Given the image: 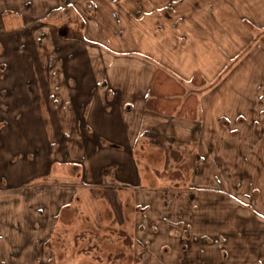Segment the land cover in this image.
I'll use <instances>...</instances> for the list:
<instances>
[{"label":"crops","instance_id":"0c3cea01","mask_svg":"<svg viewBox=\"0 0 264 264\" xmlns=\"http://www.w3.org/2000/svg\"><path fill=\"white\" fill-rule=\"evenodd\" d=\"M85 1L60 0L51 12ZM205 1V9L209 7L216 17H176V9L171 7L170 23L162 26L161 20L151 18L148 28L154 27L155 34L145 38L119 36L120 24L107 21L105 25L114 24L116 30L107 31L97 24L94 40L101 47L89 48L87 55L76 53L73 46L63 50L58 44L57 69L72 80L56 85L55 132L50 134L48 128L32 134L26 125V131L12 130L17 122H29L34 108L30 110L28 99L32 97L26 93L25 82L11 83L10 69L0 63L6 69L0 80V124L6 123L0 129V264H69L64 260L74 249L75 264H102L106 258L102 254L112 258V248L101 250L109 242L95 241L102 229L96 223V205L93 218L87 219L89 225L79 233L74 230L81 208L90 199L108 203L104 197L107 187L113 188L123 205L124 223L127 214L134 217L133 232L121 230L131 239L125 264H264V109L256 112L260 102L264 106V0ZM1 7L5 5L0 4L3 24L7 20L2 13L7 9ZM186 11L192 13L190 8ZM95 12L90 23L98 16L106 17L98 7ZM14 21L8 19V23ZM5 33L0 31V40L10 41L13 34ZM107 38L123 42L114 46L125 53L108 49ZM133 40L139 44L132 45ZM191 58L194 64L199 62L196 67L188 65ZM84 61L86 66H81ZM116 61H122V66H116ZM25 67L18 71L26 73ZM157 69L173 75L189 94L194 93L188 91L187 83H193L195 75L203 78L205 83L195 93L197 121L147 112L145 103ZM213 71L217 75L210 79L208 74ZM67 104L80 111L76 108L77 114H69ZM43 117V125L51 127L49 116ZM35 134L55 136L42 147H56V157L39 175L51 178L41 189L17 195L14 188L26 181L6 173L22 164L30 169L28 161L18 158L24 153L33 160L35 155L33 144L26 139L23 153L18 152L15 137H22L21 143ZM148 134L171 138L168 147L179 151L196 141L197 172L189 190L158 188L159 181L168 178L157 174L146 184L139 177L128 179L126 170L138 168L139 147L161 148ZM94 145L98 153L101 145L107 150L103 160L98 157L99 163L119 170L110 182H103L99 172L90 180L55 174L54 167L76 165L74 153ZM120 170L127 179L118 177ZM94 185H100V190L96 192ZM108 206L112 213L109 225L119 226L113 224L114 213ZM71 229L74 234L68 236ZM94 251L100 253L95 256Z\"/></svg>","mask_w":264,"mask_h":264},{"label":"rangeland","instance_id":"374dc122","mask_svg":"<svg viewBox=\"0 0 264 264\" xmlns=\"http://www.w3.org/2000/svg\"><path fill=\"white\" fill-rule=\"evenodd\" d=\"M11 1H14L11 3ZM0 0V4H4L5 7H1L3 9H7V12H3L6 22L3 21V24L0 23V31L7 32L5 34L12 33V37L10 41L4 42V40H0V63L8 66L10 69L8 71V79L10 82L14 84L25 82L26 92L28 96L32 97L29 102L30 110L34 108L33 114H31L26 122H17L18 125H12L11 128L13 131L17 133V130H25L26 127L31 129L32 134L36 132H40L48 128V133L55 132V107H56V85L61 83L62 81H70L72 78L66 73L63 77L61 76L59 70L56 66V52L57 45H60V48L65 50L67 47L70 49L72 46L76 53L82 52L87 55L90 51L89 48L97 47L100 48L99 44L94 40L96 39V32L98 30L97 24H99L100 28H106L107 31L114 32L116 30V26L113 25H105L108 21L109 23H118L122 27V30L119 31V36L124 37H138L145 38L148 34H155L154 27L152 29L148 28V22L151 18L154 17L155 20H161L162 26H167L170 23L172 12L171 7L174 10L176 9V17H184V16H204L208 18L216 17L214 11H212L209 7H206L205 0H86L81 5L74 7L75 5L68 3L67 6L63 9H60L58 12L53 9L51 12V8H55V6L59 3L60 0ZM64 1H72V0H64ZM78 2V1H77ZM215 3V0H213ZM181 4H184L179 8ZM100 9L101 14H105L106 17L98 16L96 21L91 20L95 18L96 8ZM123 7V8H122ZM199 7L203 10H199ZM50 8V9H49ZM192 9V13L186 11L187 9ZM122 9V10H120ZM125 9V10H124ZM205 9V10H204ZM15 11L16 13H14ZM80 11V12H78ZM203 11V13H201ZM48 12V13H47ZM74 15V17L72 16ZM72 16V17H71ZM58 17H60L59 20ZM11 18V22L13 18L15 21L11 24L8 23V19ZM157 18V19H156ZM160 18V19H159ZM100 21V22H99ZM14 29V31H12ZM89 31L91 34H88ZM171 31H167L169 34ZM124 33V34H123ZM180 31L177 32V35H180ZM88 34V35H87ZM103 36V35H102ZM132 45L139 44L135 40H133ZM109 45L108 49L113 51H125L121 50L120 47H115L114 43L122 44L120 41H111L107 38V42ZM127 45V42H124ZM71 44V45H69ZM128 44H130L128 42ZM114 46V47H113ZM102 47L105 48V45ZM135 48V47H133ZM5 51H7L5 53ZM108 51V50H106ZM65 52V51H64ZM110 52V51H108ZM137 53V52H132ZM122 62V61H121ZM119 61H116V66L121 67L122 64ZM188 65H192L196 67L199 62L196 64L193 63V59H187ZM89 63V58L88 62ZM101 63V62H100ZM127 64V62H123ZM95 66L99 63L97 61L94 62ZM86 66V62H82L81 66ZM26 66V67H25ZM19 67H25L27 69L26 73L19 72ZM5 68H0V80L5 78L3 72ZM209 78L214 79L216 77V72H209ZM70 78H69V77ZM183 77V76H182ZM32 87V88H31ZM187 89L190 93H198V88L193 85V83H187ZM69 110V114L75 113L77 114L80 110L76 106H72L71 104H67L65 107ZM78 112H77V109ZM264 106L257 107L256 112H262ZM42 110L40 113L39 111ZM72 110V111H71ZM32 111V110H31ZM44 114L49 116L48 124L51 127L44 126L43 123H46L44 119ZM13 122L10 120V123ZM19 126V127H18ZM6 128V123L0 124V129ZM40 136L39 134H35L29 136L27 138H23L21 143L18 142L22 137H18L16 135L15 140H17V151L23 153L25 149L24 140H29L32 146V154L34 153L35 158L32 160L29 156L22 154V157H19V160H25L30 164V169L26 168L23 164L20 167H15L14 169H10L9 173L6 176L10 178L15 174L16 177H20L23 181L20 185H17L14 188V192L18 195L19 193H27L36 189H41L42 183L47 182L48 178H51V175L47 178H39V175L42 172L47 171V167L49 165V161L52 157H56L55 153L56 147L44 148L43 144L49 145V142L55 140V136ZM48 141V142H47ZM169 145L166 143L164 147H168ZM144 150H141L139 147L138 156V168L128 169L126 170V176L128 179H135V177H139L146 184L147 179L150 177H156V171H162L164 169L165 162V152L164 147L157 149L146 144L143 146ZM197 143L193 140V142L187 147L181 149L182 153H184V158L180 157V163L175 161L174 159H169L168 170H180L183 174L182 181L176 184H173L168 179L167 181H159V184L156 187L160 188H170V189H190L191 182L196 174V162L195 159L198 160L197 157ZM46 149V150H45ZM100 153H98L99 148L94 145V147L85 148L82 152H75L74 156L76 159V165L65 164L64 166H56L54 167V171L56 175L65 176H79L83 178L86 176L89 180L95 177V173L99 172L100 177H102L103 182H110L109 179L112 177H116L118 173V168L115 166L111 167L109 163H99L98 157H101L102 160L108 155L105 151V147L101 145ZM141 150V151H140ZM39 151V153H38ZM76 151V150H75ZM142 151H144L142 153ZM65 154V153H64ZM62 154V155H64ZM136 156V153H134ZM66 157V155H64ZM59 158V156H58ZM93 158V159H92ZM148 158L151 159L148 160ZM54 161V160H53ZM177 162V163H176ZM178 164V165H177ZM95 165L98 167L96 170H91V166ZM105 165V166H104ZM171 168V169H169ZM202 173V171H201ZM125 173L120 170L118 177L126 178ZM204 176H207L204 171ZM216 173L213 174V177H216ZM208 177V176H207ZM127 179V178H126ZM83 189L85 187H81ZM94 188L100 190V185H94ZM82 195L85 194L82 191ZM100 192V191H99ZM254 195L251 197L253 198ZM86 203V202H84ZM87 206L81 208V213H79V218L75 225V232L78 233L86 228L89 225L87 219L93 218L95 210L94 205L97 206L96 211V223L102 227L101 236L98 237V240L95 241H107L108 246L102 247V251H106L112 248V258L107 259V254H102L105 256V260L102 261V264H125L127 261L126 256L129 255V247L127 244L123 243L124 240L121 239L119 232L121 230H125L128 233L133 232L134 226V217L133 215L127 214L126 220L123 226L119 225L116 227H111L109 225L110 217H112V213L109 209L108 203L103 199L93 200L90 199ZM117 225V224H114ZM74 230L71 229V234H67L68 236H73ZM111 230V231H110ZM86 237V236H85ZM84 247V246H83ZM71 251V249L69 248ZM75 249L72 253L65 259L69 264L77 263V256L75 255ZM95 252V251H94ZM100 252H95V256ZM131 254V251H130ZM73 256V257H71ZM115 256V257H114ZM121 256V257H120ZM94 256L92 255L91 258ZM86 260V259H85ZM59 263V262H58ZM53 264H57L56 261ZM63 264V263H61Z\"/></svg>","mask_w":264,"mask_h":264},{"label":"trees","instance_id":"16d2710c","mask_svg":"<svg viewBox=\"0 0 264 264\" xmlns=\"http://www.w3.org/2000/svg\"><path fill=\"white\" fill-rule=\"evenodd\" d=\"M72 17V16H71ZM264 45V38L262 39ZM205 81L199 75H195L193 85L201 87ZM147 112L163 115L176 119L195 122L199 118V100L195 94L187 93L183 83L173 75L163 69H157L149 89L148 98L145 103ZM159 136V135H158ZM156 137L148 134V138L154 143L164 147L166 143L171 144V138ZM165 165L162 171H156L157 176L171 180H182L183 174L180 170H168L169 159H174L180 163V157L184 158V153L178 149L164 147ZM177 163V162H176ZM178 165V164H177ZM171 169V168H169ZM104 197L108 201L114 213L113 224L122 225L124 223V208L113 188H105ZM84 235V234H83ZM121 239L130 246L131 239L123 231L119 232ZM111 259V258H110Z\"/></svg>","mask_w":264,"mask_h":264}]
</instances>
